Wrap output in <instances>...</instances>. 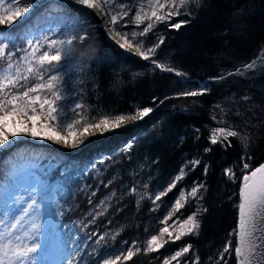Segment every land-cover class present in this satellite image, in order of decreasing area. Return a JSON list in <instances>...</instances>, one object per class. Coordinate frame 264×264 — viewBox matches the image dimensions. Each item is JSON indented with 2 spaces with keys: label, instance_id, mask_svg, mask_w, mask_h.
Segmentation results:
<instances>
[{
  "label": "trees",
  "instance_id": "trees-1",
  "mask_svg": "<svg viewBox=\"0 0 264 264\" xmlns=\"http://www.w3.org/2000/svg\"><path fill=\"white\" fill-rule=\"evenodd\" d=\"M39 1L35 0L37 18L29 25L32 31L48 27L50 19L63 18L69 31L86 30L89 35L87 48L76 45L77 59L68 62L71 71L64 75V89L71 93L67 102L82 99L87 109L79 126L104 115L128 114L139 107H151L153 112L128 131L96 140L74 153L48 142L20 137L9 152H0V170L13 160L28 166L34 157H39L45 167L53 158L56 164L67 167L71 179L56 172L49 176V202L54 214L50 231L54 239L70 235L74 247L82 246L83 261L87 264L96 259L88 253L104 244L94 243L101 234L119 232L115 241L111 236L105 238L107 249L102 251L119 253L128 247L121 244L124 240L144 243L162 226L159 221L166 214V206L174 202L180 188L188 190L194 182L203 181L207 191L201 190L204 198L200 207L207 208V212L198 217L199 235L169 242L159 252H140L125 264H162L165 256L189 243L193 250L181 258L182 264L197 255L199 264H211L209 257L215 261L228 239L235 246V237H229V232L237 225L239 179L233 183L224 175V169L237 165L242 155L237 139H232V146L227 149L210 144V129L220 126L212 117L245 131L249 136L251 165L264 162V58L257 60L255 70L244 76L227 75L256 59L264 49V0H198L188 6L190 15L181 14L157 23L144 38L145 46L162 36L163 43L155 58L184 73L182 77L155 69L149 61L123 52L91 10L56 0L39 6ZM179 21L188 23L179 29L169 26ZM134 27L129 24L124 31L130 33ZM24 31L21 28L14 32L12 39L16 40ZM19 46L23 47V41H19ZM222 75L226 78L213 79ZM204 84L209 88L204 95L176 97L180 92L199 90ZM166 96L170 98L165 99ZM244 96L250 99L245 101ZM218 104L223 111L214 107ZM128 143L132 147L124 151ZM205 148L211 151L205 153ZM193 158L200 159L201 164L194 170H190L191 166L186 169L188 174L162 197L158 211L150 210L153 205L148 199L137 206V196L130 193L131 188L136 187L141 194L163 191L167 182ZM101 160L104 162L100 163ZM205 164L209 165L206 176ZM235 171L239 178L238 166ZM109 180L113 183L108 187L101 184ZM93 191L96 195L91 197L90 205L88 197ZM113 191L116 197L110 201L107 213L84 228L91 219L93 205ZM195 211L197 202L190 200L176 215L183 219ZM92 232L96 236L87 239ZM54 259V255L49 256L45 264H52ZM228 264H235L234 254Z\"/></svg>",
  "mask_w": 264,
  "mask_h": 264
},
{
  "label": "snow or ice",
  "instance_id": "snow-or-ice-1",
  "mask_svg": "<svg viewBox=\"0 0 264 264\" xmlns=\"http://www.w3.org/2000/svg\"><path fill=\"white\" fill-rule=\"evenodd\" d=\"M71 3L91 10L101 17L104 30L120 49L149 61L155 69L174 72L178 76L185 75L155 58L157 49L163 43L162 36L156 43L147 47L144 38L154 30L157 23L168 22L181 14L190 15L188 6L198 3V0H71ZM36 9L35 0H0V152H9L21 136L75 149L85 142L80 140L79 136L89 133L90 129L104 134L121 128L127 121L141 120L153 112L151 107H139L128 114L104 115L93 122L83 123L81 132L77 125H81L87 109L82 99L67 102L71 93L64 89V75L71 71L68 62L77 59L76 45L88 47L85 43L89 40L88 32L69 31V25L63 18L50 19L48 27L38 32L32 31L29 25L34 19ZM186 23L188 21H179L169 26L179 29ZM13 24L16 25L15 29L12 28ZM129 24L135 26L130 33L124 31ZM21 28L25 29L24 33L13 40L12 34ZM19 41H23V47L19 46ZM80 55L83 56V53ZM261 58H264V49L256 59L227 75L244 76L254 71L257 60ZM225 78L222 75L213 79ZM208 91L207 84H204L199 90L180 92L176 97H195ZM153 99L155 101L157 98ZM242 99L247 101L250 97L244 96ZM214 107L223 111L222 105ZM212 119L220 126L210 129V144H220L227 149L232 146V139H237L242 146V155L237 165L224 169V175L233 183L239 179V201L235 205L238 213L237 225L229 232V237H235V246L233 247L232 239H228L219 251L218 258L213 261L212 257H209V261L211 264H228L234 254L235 264H264V163L255 167L251 165L252 157L248 153L249 136L245 131L227 124L224 120H218L216 116ZM195 131L199 132V129ZM131 147L129 143L124 151L130 150ZM204 151L208 153L211 148H205ZM200 164L201 160L196 158L187 161L167 182L163 191L154 194L145 191L141 194L133 187L130 193L137 196V206L141 201L148 199L153 205L150 210L158 211L162 197L182 182L188 174L186 169L191 166L190 170H194ZM237 166L241 173L239 178L235 171ZM208 170L209 165L205 164V176ZM53 172L65 179L72 178L68 175L67 167L56 164L54 158L48 160L46 167L39 157H34L28 166H20L13 160L0 170V264H45L47 258L53 255L55 259L52 264H83L82 246L77 244L74 247L70 235L54 239L50 231L54 214L49 202L52 187L49 176ZM112 183L113 180L107 183L101 181L104 187ZM143 187L147 189L148 185ZM201 190L207 191L203 181L194 182L188 190L181 187L174 202L166 206V214L159 221L162 226L156 234L146 239L143 248L138 246V240H132L130 243L124 240L121 244L128 247L119 253L102 251L101 249H107L105 238L111 236L115 241L119 232L109 231L101 234L94 243L101 245L103 241L104 244L88 253L96 258L93 264H125L140 252H159L169 242L175 243L185 236L199 235L198 217L207 212V208L200 207V201L204 198L200 195ZM95 195V191L89 195L90 205L93 204L91 197ZM114 197L115 191L93 205L91 219L83 227L86 228L98 217L104 216ZM190 200L197 202V211L181 219V216L176 214L180 213ZM94 236L96 233L92 232L87 239L91 240ZM192 250L193 245L186 244L165 256L162 264H182L181 258ZM183 264H199V256H195L191 261L184 260Z\"/></svg>",
  "mask_w": 264,
  "mask_h": 264
},
{
  "label": "rangeland",
  "instance_id": "rangeland-1",
  "mask_svg": "<svg viewBox=\"0 0 264 264\" xmlns=\"http://www.w3.org/2000/svg\"><path fill=\"white\" fill-rule=\"evenodd\" d=\"M48 1H51V0H41V2L39 1L38 2V5L40 6V5H42V4H45L46 2H48ZM56 1H67V2H70L71 3V0H56ZM37 14H38V12L36 11V13H35V16H34V18H37L36 16H37ZM98 17V16H97ZM99 18V20H100V22H101V24H102V27L104 28V26H103V23H102V18L101 17H98ZM16 23L18 24L19 23V21H16ZM13 26H16L15 24H13L12 25V27ZM142 27H143V25H142ZM107 33V32H106ZM108 35V34H107ZM113 35H114V33H113ZM116 39H119V37H116ZM112 40V39H111ZM113 41V40H112ZM114 42V44L116 45V43H115V41H113ZM117 47H118V45H116ZM119 48V47H118ZM120 49V48H119ZM123 52H126V53H128V54H132V53H130V52H128V51H126V50H123V49H121ZM134 55V54H133ZM180 77H182V76H180ZM144 119V118H143ZM143 119H141V120H138V121H135V122H133V121H127V123H126V125H124V126H122L121 128H119V129H116V130H110V131H108V132H105L104 134H99L98 132H96V130H94V129H90L89 130V133H84L83 135H80L79 136V139L80 140H84L85 142L83 143V144H80L77 148H75V149H72V148H70V147H64V146H62V145H56V144H53V143H51V144H53V145H56V146H58V147H60V148H62V149H65V150H67L68 152H70V153H74V152H79V151H82L83 149H85L87 146H89L92 142H94V141H96V140H99V139H104V138H106V137H109V136H112V135H115V134H118V133H121V132H125V131H128L129 129H131V128H133L136 124H138L139 122H141ZM77 127L78 128H81V132L83 131V129H82V127L81 126H79V125H77ZM64 134H66V132L64 133ZM21 137H23V138H26V139H28V140H31V141H36V142H47V141H42V140H38V139H32V138H30V137H27V136H21ZM48 143H50V142H48ZM129 144V143H128ZM127 144V145H128ZM100 158V157H99ZM176 217L174 216L173 217V219H175ZM169 223H171V221H169ZM138 246H140L141 248H143L144 246H145V242L144 243H139L138 244ZM174 253V252H173ZM83 264H87L85 261H83ZM173 264H175V262H173Z\"/></svg>",
  "mask_w": 264,
  "mask_h": 264
},
{
  "label": "water",
  "instance_id": "water-1",
  "mask_svg": "<svg viewBox=\"0 0 264 264\" xmlns=\"http://www.w3.org/2000/svg\"><path fill=\"white\" fill-rule=\"evenodd\" d=\"M264 163V162H263Z\"/></svg>",
  "mask_w": 264,
  "mask_h": 264
}]
</instances>
